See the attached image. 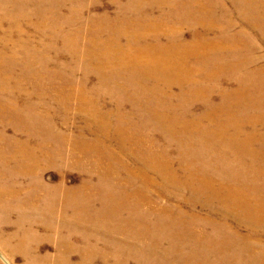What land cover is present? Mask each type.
Instances as JSON below:
<instances>
[{
	"label": "rangeland",
	"instance_id": "obj_1",
	"mask_svg": "<svg viewBox=\"0 0 264 264\" xmlns=\"http://www.w3.org/2000/svg\"><path fill=\"white\" fill-rule=\"evenodd\" d=\"M135 1L133 13L131 0H0V264H264V205L260 217L239 208L238 220L202 191L212 183L226 200L239 188L212 150L209 137L222 133L204 131L225 121L220 108L238 135L239 114L264 117V0ZM137 88L159 93L162 107L133 101ZM198 88L203 97L192 95ZM239 89L257 111H239ZM83 95L91 120L77 109ZM27 160L34 173L8 163ZM56 198L67 210L59 222L44 213ZM20 209L31 216L20 221ZM57 236L73 250L62 260Z\"/></svg>",
	"mask_w": 264,
	"mask_h": 264
},
{
	"label": "bare ground",
	"instance_id": "obj_2",
	"mask_svg": "<svg viewBox=\"0 0 264 264\" xmlns=\"http://www.w3.org/2000/svg\"><path fill=\"white\" fill-rule=\"evenodd\" d=\"M128 5H130V7L132 9L131 11L133 13H135L138 10V6H137L135 0H131V2L129 4L125 5V8ZM155 7L157 8L158 6H152L150 8L156 9ZM128 9H130V8H128ZM124 10L125 9L123 7L122 12H124ZM124 13H127V12H124ZM140 15H141V12H139V16ZM119 52H120V49L118 48V54H119ZM133 53H132L133 56H139V57L142 54H144V53H135V52H133ZM111 55H112V53L110 54L108 51L105 53V56H107V57H110ZM103 56H104V52H102V51L98 52L96 57H95V61L101 62L103 59ZM125 58H130V57H125ZM172 65L173 64H171V66ZM155 66H156V64H155ZM126 76L133 77L132 72L128 71L125 74V77ZM180 76H181V74H180ZM202 78H204V77H202ZM239 82H241L240 78H239ZM163 84H164V89H166V91H163L162 94H168L171 85H170L169 81H168V83H166V84L163 83ZM191 85H192V83H191ZM240 86L242 87V84H240ZM244 86H246V85H244ZM247 87L253 91H256V86L252 83H248ZM201 89L202 88L195 89L194 90L195 94H192V95L195 97H199V96L203 97L205 95L206 91L202 90V92H203V95H202L199 91ZM140 90H141L140 88L134 89V91L131 94H129V97L132 98L133 101H138L140 104H142V106L146 110H149L152 113H155L154 111L158 107H162L161 99L154 96V95L159 94V93L153 94V96H151V97H155V98L151 99V101H150L151 97L140 95V94L139 95L138 94L133 95L134 93L140 92ZM245 92L248 94V98L242 100V95H245V94H244V92H241V89H239V111H241V108H243L245 110L257 111V110H255L254 106L260 108L258 100L254 99L253 98L254 95H251L249 93V91L245 90ZM143 98H144V100H143ZM59 99L64 104L68 102V98L65 96L60 95ZM42 107H44V106H42ZM77 109L79 110V112H81V114L83 116L88 117L89 120L93 119V116L95 115V112H94L93 107H92V100L90 97H86L85 95L82 96L81 103L79 102V104L77 105ZM220 110H224V111L229 113L227 116H225V121H223L221 119L222 122H218L215 119L214 122H211L210 129L206 130V128H205L204 131L208 132L210 130V132H211L214 130H218V131H220V133H222L221 135L219 134V136H216V137H213V136L209 137L212 143L217 142L215 144V148H212V150L217 151L219 153L218 154L219 157H222V158L225 157V159H223V160L226 161V166H228L226 174L224 175L225 180H230V179L234 180V179H237L239 176V188L236 189V194L233 198H227L226 200L224 198H221V191L214 188L212 183L207 184L206 188L202 189V191H205V192L211 191L213 194V198L218 200V207H227V206L233 207L231 210L232 211L231 214L230 213L228 214L229 216H232L233 218L235 216L239 220V208H243V207H254L256 210V213L258 212L257 215L260 217L261 209L264 205V193H263V191H264V187H263L264 186V131L261 130L262 127L264 126V117L260 116L257 112H255V114H253V113L239 114V135H238L237 133H230V132L226 131V129H234L236 127V125L234 123V114L232 113L231 109H229L227 105H223L220 108ZM236 111H238V109ZM98 114H100V113H98ZM157 114L159 115L158 121H160L163 125H165L167 127H171L173 130H176L175 125H173L172 121L169 119V117H167L164 114V112L162 110H160V109L157 110ZM26 116L27 115H25L24 118ZM86 122H89V121L87 120ZM17 123L20 124L21 121L17 122ZM17 123L16 122L14 123L15 126H18ZM181 125H184L183 128L180 126L182 129H184L186 127L184 122H182ZM202 125L203 124H200L199 128H201ZM95 129L100 130V128L97 125L95 126ZM223 144H226V146L231 148L232 153H230V152L226 153L225 148L222 146ZM226 149H228V148H226ZM229 154H230V156H229ZM8 156L11 158L10 161H14L10 155H8ZM229 159L231 161H235V162L239 161V166H238L239 170L236 168L237 166L235 164H232L231 162H229ZM5 161H9V160L7 159ZM8 163L14 164V172H16V173H18L20 171L19 167L24 168L25 166H27V167L24 170V173H27V171L34 173V171H35V165H36L35 160L33 162H29L27 160V164H23V166H21V164L17 163V162H8ZM91 166H92L91 167L92 170L97 168V166H95L92 161H91ZM109 166L113 167V166H111L110 163H109ZM231 166H234V167H231ZM167 167L168 166L165 164V166H163L162 168L167 170ZM161 170L162 169H160V171ZM99 173H100V171H99ZM161 173H162V171H161ZM0 174H1V172H0ZM101 174L104 177H107V178L110 177L107 173H105V171H103V172L101 171ZM162 174L165 175L167 179L176 180L178 178V175L177 176H175L173 174L170 175L171 172L169 173L168 170L163 171ZM203 175L204 174H202V177H203ZM197 176L190 175V177L188 179L190 180L191 177H192V180L197 179ZM210 181L212 182L213 179H210ZM220 187H222V186H220ZM195 190L198 192L195 194L194 197H198L200 190L197 188H195ZM256 192L258 194L254 195V193H256ZM102 196H103L104 200L111 202L110 196L108 194L105 193ZM92 199L96 200V198H92ZM92 199L91 200L89 199V201H93ZM40 200L43 201L44 199L42 198ZM151 200H152V198H151ZM194 200H197V199L194 198ZM140 202L143 205H145L149 202V199L142 198L140 200ZM233 202H234V204H233ZM47 204L49 206V209L46 212H44V213H47V216L51 215L53 217V219L56 220L57 222H59L60 220H64L63 214L66 215L67 210L65 208L59 207L60 204H62V201L60 200V198L59 199L56 198L55 207H50L49 202H47ZM239 205L241 207H239ZM159 207H161V206H159ZM33 208L34 207H32V209ZM75 214H76V212L75 213L71 212L70 218L72 220L76 217ZM241 214H245V213L241 212ZM28 216H31V213L29 212V210H24V209L21 210L20 209L17 212V217L20 221L27 219ZM45 227H49V226H45ZM26 228H28V226ZM214 228H216L215 225L213 226L212 229H214ZM52 229L53 228H51V227L45 229L46 235L49 238L51 237V235L54 236L53 235L54 231ZM60 229L61 228L54 229V230L60 231ZM229 232L230 231H227V233H229ZM235 233H236V231H235ZM57 237H58V244L61 245V250H60L59 256H57V258H58V260H62L63 257L71 254L73 252V250H72V247L67 244V242L65 240L66 238H63L62 236L61 237L57 236ZM24 250L27 251V248L24 247ZM78 251H80V250H78ZM83 253H86V251L84 250ZM57 258H55V259H57ZM38 259H41V256H38ZM55 261H57V260H55Z\"/></svg>",
	"mask_w": 264,
	"mask_h": 264
}]
</instances>
